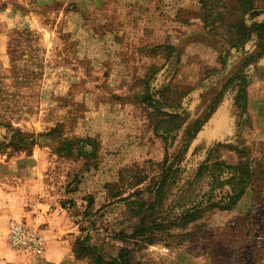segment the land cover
I'll use <instances>...</instances> for the list:
<instances>
[{
  "label": "rangeland",
  "instance_id": "1",
  "mask_svg": "<svg viewBox=\"0 0 264 264\" xmlns=\"http://www.w3.org/2000/svg\"><path fill=\"white\" fill-rule=\"evenodd\" d=\"M57 4L0 0V264H68L66 253L69 264H95L124 246L130 264H264V0H176L178 23L155 60L145 57L156 49L124 50L119 35L95 31L99 18L91 27L87 12ZM240 28L252 33L232 49ZM194 125L187 174L245 153L259 177L232 210L203 214L181 245L133 247L125 179L155 174L165 128H180L172 154ZM11 217L43 235V256L9 247ZM82 242L86 257L76 259Z\"/></svg>",
  "mask_w": 264,
  "mask_h": 264
},
{
  "label": "trees",
  "instance_id": "2",
  "mask_svg": "<svg viewBox=\"0 0 264 264\" xmlns=\"http://www.w3.org/2000/svg\"><path fill=\"white\" fill-rule=\"evenodd\" d=\"M234 27L230 26L231 29ZM251 33L240 28L228 38V43L232 49H236L243 45ZM262 36L256 34V40H261ZM238 89L237 94L242 93L244 96V87L239 86ZM166 115L170 120L180 118L178 114ZM192 127L185 132L182 149L172 154L169 148L176 137L174 131L180 128H165L163 134H168L164 138L166 154L162 162L155 166V174L148 177L137 172L129 180L125 179V189L129 188L131 192L124 199V217L127 218L125 230H128L127 234L124 232V242L133 241V247L170 239L181 245L192 234L185 230L199 221L203 214L214 210H232L247 186L259 177L260 171L245 153L236 165L204 162L193 173L187 174L182 166L186 139L193 138L199 131L197 125ZM169 139L171 142L168 144ZM18 141L21 144L22 139ZM77 246L76 259L83 256L85 250L88 251L83 242ZM133 251L124 246L108 262L96 259L95 264H130Z\"/></svg>",
  "mask_w": 264,
  "mask_h": 264
},
{
  "label": "crops",
  "instance_id": "3",
  "mask_svg": "<svg viewBox=\"0 0 264 264\" xmlns=\"http://www.w3.org/2000/svg\"><path fill=\"white\" fill-rule=\"evenodd\" d=\"M57 2V9L64 10L65 15L66 7L70 3L68 8L70 15L89 14L91 27L92 17L99 18V27L95 31L119 35V40H124V50L156 49L155 53H149L145 57L146 60H155L161 56L156 47L163 44V40H167V35L178 23L176 13L179 8L176 6V0H57ZM155 21H159L157 24L160 28L153 26ZM162 24L167 26L163 27ZM93 31L89 30L90 33ZM190 44L195 42L185 43V48ZM168 57H164L165 61ZM64 257L68 264L74 260L68 253Z\"/></svg>",
  "mask_w": 264,
  "mask_h": 264
},
{
  "label": "built area",
  "instance_id": "4",
  "mask_svg": "<svg viewBox=\"0 0 264 264\" xmlns=\"http://www.w3.org/2000/svg\"><path fill=\"white\" fill-rule=\"evenodd\" d=\"M6 241L14 252L30 258L41 257L46 250L43 235L12 217L8 222Z\"/></svg>",
  "mask_w": 264,
  "mask_h": 264
}]
</instances>
